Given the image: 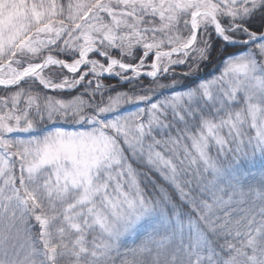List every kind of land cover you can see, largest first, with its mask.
Masks as SVG:
<instances>
[{
  "label": "snow or ice",
  "instance_id": "obj_1",
  "mask_svg": "<svg viewBox=\"0 0 264 264\" xmlns=\"http://www.w3.org/2000/svg\"><path fill=\"white\" fill-rule=\"evenodd\" d=\"M0 87V264H264V0H0Z\"/></svg>",
  "mask_w": 264,
  "mask_h": 264
},
{
  "label": "trees",
  "instance_id": "obj_2",
  "mask_svg": "<svg viewBox=\"0 0 264 264\" xmlns=\"http://www.w3.org/2000/svg\"><path fill=\"white\" fill-rule=\"evenodd\" d=\"M73 2H75V0H73ZM176 71L179 73V72H181V71H183V69H176ZM106 83H115V81L114 80H112V81H105ZM4 94V90L3 89H0V95H3ZM43 93H41V95H42ZM58 98H67V97H58ZM124 251H125V249H121V253L123 254L124 253ZM130 258V257H129ZM117 264H120V260L118 259L117 260Z\"/></svg>",
  "mask_w": 264,
  "mask_h": 264
},
{
  "label": "rangeland",
  "instance_id": "obj_3",
  "mask_svg": "<svg viewBox=\"0 0 264 264\" xmlns=\"http://www.w3.org/2000/svg\"><path fill=\"white\" fill-rule=\"evenodd\" d=\"M57 71L56 69H53V72ZM25 87H27V85H25Z\"/></svg>",
  "mask_w": 264,
  "mask_h": 264
},
{
  "label": "water",
  "instance_id": "obj_4",
  "mask_svg": "<svg viewBox=\"0 0 264 264\" xmlns=\"http://www.w3.org/2000/svg\"><path fill=\"white\" fill-rule=\"evenodd\" d=\"M0 88H2V87H0Z\"/></svg>",
  "mask_w": 264,
  "mask_h": 264
}]
</instances>
